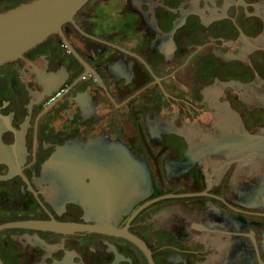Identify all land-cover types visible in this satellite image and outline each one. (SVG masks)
<instances>
[{
    "label": "flooded vegetation",
    "instance_id": "af4514ba",
    "mask_svg": "<svg viewBox=\"0 0 264 264\" xmlns=\"http://www.w3.org/2000/svg\"><path fill=\"white\" fill-rule=\"evenodd\" d=\"M262 7L90 0L0 64V264H264Z\"/></svg>",
    "mask_w": 264,
    "mask_h": 264
},
{
    "label": "water",
    "instance_id": "95a60500",
    "mask_svg": "<svg viewBox=\"0 0 264 264\" xmlns=\"http://www.w3.org/2000/svg\"><path fill=\"white\" fill-rule=\"evenodd\" d=\"M90 0H32L16 8L0 13V64L14 60L24 55L25 52L43 42L56 32H62L63 25L74 22L76 14ZM264 20V7H262ZM251 44L257 49L264 50V27L262 32L251 40ZM257 106L264 107V90L256 89L253 96ZM252 145L264 147V127L261 135ZM249 138H247L248 140ZM255 139V138H254ZM241 138L240 145L249 144ZM56 161V159H53ZM3 224L0 228L4 227ZM36 225L55 227L60 230L75 228V225H60L36 222Z\"/></svg>",
    "mask_w": 264,
    "mask_h": 264
}]
</instances>
